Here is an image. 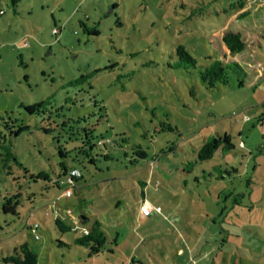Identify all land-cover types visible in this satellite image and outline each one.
Listing matches in <instances>:
<instances>
[{
	"label": "rangeland",
	"instance_id": "1",
	"mask_svg": "<svg viewBox=\"0 0 264 264\" xmlns=\"http://www.w3.org/2000/svg\"><path fill=\"white\" fill-rule=\"evenodd\" d=\"M236 1L0 0V143L16 158L3 167L0 148V264L22 242L38 264H204L187 260L196 235L184 231V213L211 203L217 189L199 202L189 192L202 172L218 174L214 165L240 162L242 175L222 183L241 196L254 162L248 151L263 135L255 114L264 87L251 82L254 69L264 70V10H255L264 0L231 21ZM226 26L245 42L236 58L241 68L229 59L227 83L209 89L198 67L176 66L175 47L183 45L202 65L219 52L215 31ZM37 103L43 105L34 113L25 110ZM21 126L27 128L14 136ZM84 131L91 149L81 144ZM220 131L235 148L198 160L202 143ZM60 162L81 172L69 197L31 177L51 176ZM142 178L150 179V203L161 207L145 220L135 216ZM14 193L16 213H4L3 198ZM65 209L83 212L88 225L101 223V252L87 256V248L72 244L76 232L56 228L55 212ZM34 223L38 238L29 228Z\"/></svg>",
	"mask_w": 264,
	"mask_h": 264
},
{
	"label": "crops",
	"instance_id": "2",
	"mask_svg": "<svg viewBox=\"0 0 264 264\" xmlns=\"http://www.w3.org/2000/svg\"><path fill=\"white\" fill-rule=\"evenodd\" d=\"M259 9L264 10V5ZM237 12L236 9L235 14L230 16L231 21H235L234 18ZM219 32L215 31V35L218 36ZM215 48L220 50L221 46L217 45ZM235 58H238L237 54ZM253 73L255 77L251 84L264 87V70L256 68ZM258 105L260 108L255 115L260 123L263 135L260 141L254 142L255 152L248 151V156L252 157L254 162L250 166V173L243 172L246 175L245 190L241 192L243 194L239 196L238 193L240 192L237 191L236 187L228 189L222 183L234 180L237 175H242L238 168L240 162L237 166L227 162L216 164L230 172L229 174H223L222 177H218L212 171L202 172V174L204 173L203 178L200 181L195 180L196 188H194V191L189 192L192 197L196 194L197 198L194 200L199 202V198L209 196L211 190L217 189L213 203L208 204V201H206L204 206L196 207L195 210L192 209L191 211L187 210L184 213L186 214L184 231L187 229L196 235L192 247L187 249L188 261L190 257V260H192L196 256L198 259L204 260V264H264V95ZM217 133L227 132L220 131ZM240 142L242 141H239L237 146H240ZM244 146L245 143L243 142ZM149 180L142 178L145 192L143 189L135 202V216L138 219L145 220L155 214L142 216L139 211L143 199L148 202L151 201L148 194H146L149 188L146 182ZM175 191L181 192L177 189ZM222 195H224V200L220 209L219 199ZM190 198L189 203H193L194 201ZM208 238L212 241H208ZM211 242L212 244H210ZM194 250H197V253H194ZM190 251L192 252L190 253ZM180 252L184 253L183 249H180Z\"/></svg>",
	"mask_w": 264,
	"mask_h": 264
},
{
	"label": "trees",
	"instance_id": "3",
	"mask_svg": "<svg viewBox=\"0 0 264 264\" xmlns=\"http://www.w3.org/2000/svg\"><path fill=\"white\" fill-rule=\"evenodd\" d=\"M13 5L17 4L19 0H10ZM256 3V2H254ZM253 3H247L244 0H237L234 3V7L238 10V12L235 15V20H238L240 16H245L248 14L249 10L251 9ZM264 4H258L256 5L255 10H259ZM260 6V7H259ZM93 34H96L95 31H90ZM215 46L220 45L221 49L218 53H216V56H208L210 59L208 62L203 63L202 65H197V60L195 57H193L186 48L178 44L175 47V54L177 57L176 66L181 67L184 69L189 68H197L198 67V73L200 76L201 81L204 83V85L211 89L215 86L217 83L226 84L227 83V72L226 70L230 67L229 64L226 62L230 59L232 61L231 65L236 66L237 68H241L238 64V61L235 58V55L238 53H241L245 50V42L240 36V33L229 28L226 26L222 30H220L219 35L217 36V39L215 41ZM242 85V81H239V86ZM43 103H37L33 105H28L25 107V110L30 114L34 113L37 108L41 107ZM27 128L26 126L19 127L15 132L14 136L21 130ZM48 131L47 129H45ZM90 135L84 131V134L82 138L80 139L82 146L88 145L89 148L93 146L91 144V139L89 137ZM231 135L227 133H216L215 135L207 138L202 145L199 147L197 151V159L198 160H207L211 158L214 151L219 150L220 152H226L230 151L234 148V143L231 140ZM102 140V139H101ZM97 140L96 145H104L106 141ZM99 142V143H98ZM108 143V142H107ZM4 147L6 150L3 153V158L1 159L2 166H6V162L10 159L15 160L14 154L10 150L9 147L3 146L2 143H0V148ZM83 154L85 156H88V154L83 151ZM136 154L144 158L146 156V153L138 149L135 151ZM58 154L65 158V152L62 149L58 150ZM105 157H108L105 155ZM93 157L88 158L89 162H93ZM69 167H66L62 162L59 163V167L57 171H54L52 175L43 174L41 175L36 174L31 175L32 178L38 179L43 178L44 180H49L55 184V189L58 190L60 187L58 186V181L66 174ZM212 170H218V177H222L223 174H229L230 172L226 169L222 168L219 165H215L212 167ZM20 196L19 193H14L8 198H3L2 202V211L4 213H11L15 214V208L18 205L17 198ZM77 219L79 220V223L83 226L88 227V231L86 234H78L76 233V236L72 239L73 245L83 246L88 249L87 256H93L101 252L104 245L106 244V235L104 230L101 227V223L94 219L90 222V224L87 223V216L83 212H79L75 214ZM54 224L56 228L60 232H69L73 231V223L71 219L65 214L64 210L57 211L56 215L53 218ZM31 225H29V228ZM74 232V231H73ZM59 244L68 247V244L58 241ZM12 252L4 256L2 258L3 263L5 264H38L37 263V255L36 253L29 247L27 242H22L20 244H15L12 247Z\"/></svg>",
	"mask_w": 264,
	"mask_h": 264
},
{
	"label": "built area",
	"instance_id": "4",
	"mask_svg": "<svg viewBox=\"0 0 264 264\" xmlns=\"http://www.w3.org/2000/svg\"><path fill=\"white\" fill-rule=\"evenodd\" d=\"M262 0H247V3H253V2H258ZM103 142V140H100L99 142ZM106 142L109 141V139H105ZM98 142V143H99ZM240 146H243V142L239 143ZM78 177H81V172L78 168L76 167H71L67 170L66 174L58 181V186L60 187V192L59 195H64L65 197H69L71 195L70 187L74 186L75 179ZM158 182L156 181V184ZM65 214L71 219L73 223L72 230L78 234H86L88 231L87 226H83L79 223V220L77 219L76 215L72 214L69 209H65ZM140 214L142 216H148L149 214L152 213H160L161 212V207L159 205H153L150 202H148L146 199H143L140 207H139ZM57 211L55 212L56 215ZM54 215V216H55ZM38 227V224L34 223L31 225L30 230L34 233V238H38V234L36 232V229Z\"/></svg>",
	"mask_w": 264,
	"mask_h": 264
}]
</instances>
